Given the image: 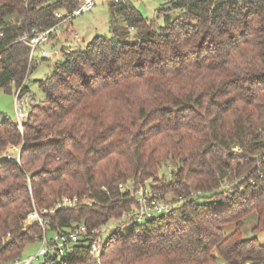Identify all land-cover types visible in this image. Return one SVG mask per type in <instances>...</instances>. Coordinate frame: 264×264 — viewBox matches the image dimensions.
I'll return each mask as SVG.
<instances>
[{
	"label": "trees",
	"instance_id": "trees-1",
	"mask_svg": "<svg viewBox=\"0 0 264 264\" xmlns=\"http://www.w3.org/2000/svg\"><path fill=\"white\" fill-rule=\"evenodd\" d=\"M77 4L0 0V88L29 92L35 60L18 37ZM108 11L109 35L60 47L64 58L38 80L44 99L21 129L0 119V236L10 233L0 261L22 255L39 233L21 226L32 203L76 194V205L50 215L53 227L130 226L104 236L99 261L82 239L68 258L43 264L264 263V244L240 230L251 212L252 230L264 228V0H166L161 25L132 2L111 0ZM138 184L171 193V209L120 220Z\"/></svg>",
	"mask_w": 264,
	"mask_h": 264
},
{
	"label": "built area",
	"instance_id": "built-area-1",
	"mask_svg": "<svg viewBox=\"0 0 264 264\" xmlns=\"http://www.w3.org/2000/svg\"><path fill=\"white\" fill-rule=\"evenodd\" d=\"M76 1L78 2L77 6L71 11L59 10L55 12V15L59 18V21L56 24L45 30L30 34L24 33L22 36L18 37L19 41H22L29 46L30 58L35 54L39 57H43L57 53L61 46L51 45L53 39L52 33H57L59 27L70 23L74 17L90 11L95 3V0ZM112 1L121 4L131 3V0ZM70 24L68 27H70ZM70 31L72 39L76 42H80V35L71 29ZM60 32L61 31H59V33ZM46 45H51V50H47ZM1 50L2 49L0 48V58ZM21 90V86L14 88L13 100L16 116L15 122L20 129L31 110L32 104L35 102L31 93H24ZM19 150V148H15L16 157H18ZM119 187L122 188V184H119ZM133 194L135 203L129 209L122 211L120 220L140 222L144 218L152 216L153 214L168 212L174 204L172 201L165 199L159 191L152 190L147 184L136 185ZM78 200L79 198L76 194H64L57 198L51 205L36 206L35 203H32L31 210H29L26 216L22 219L21 226L25 227L34 225L39 228V233L32 241L39 243L36 251L26 257L20 255L13 259L0 261V264H43L50 259H55L56 261L66 259L73 252L77 243L82 242V239H88V254L99 261L102 252V241L104 238L101 234L102 226L87 228L83 222H73L71 225L64 227L63 230H60L50 224V215L55 214L59 210L73 207ZM9 236L10 233L7 232L5 237L0 236V239H6Z\"/></svg>",
	"mask_w": 264,
	"mask_h": 264
},
{
	"label": "rangeland",
	"instance_id": "rangeland-1",
	"mask_svg": "<svg viewBox=\"0 0 264 264\" xmlns=\"http://www.w3.org/2000/svg\"><path fill=\"white\" fill-rule=\"evenodd\" d=\"M166 0H131L133 6L143 15L144 18L151 21L153 20L156 24L161 25L163 24V17L162 15L157 14V10ZM111 3V0H95L93 8L88 11L84 12L81 15L74 17L71 20V25H73V31L81 35L80 42H71L69 46H65L67 49H76L82 48L84 45L90 40L95 34H103L109 35V11L108 5ZM62 25L58 28V32H53L52 37L54 41L57 40L59 35V31H65L68 28V25ZM70 25V26H71ZM130 34L134 33L133 28H129ZM71 39H67L68 43L72 40V35L70 36ZM61 41H63L64 37H61ZM60 43V42H59ZM62 46V45H60ZM47 50H51V45H46ZM64 55L63 52H59L55 55L48 56L45 58H40L37 54L34 55V65L31 71L28 73L27 78L25 80V86L27 90L32 94L36 101H40L44 99V92L42 91L41 87L39 86L38 80L44 79L46 76L50 75L54 64L57 61L63 60ZM10 89L4 90L0 88V119L2 117H7L10 120H16L13 100H14V84H9ZM10 149V148H9ZM13 153V152H12ZM10 153V154H12ZM14 155V153H13ZM16 155V154H15ZM170 168H166V172L164 174L165 179H168L170 176L169 174ZM162 179V178H161ZM160 178L157 179L158 181L161 180ZM151 180H146V182H150ZM131 185L130 183H128ZM164 198L172 201V194L167 192L164 194ZM210 197H201L199 201H206L211 200ZM256 223V215L254 212L249 213L243 220L242 224L240 225V230L242 237L247 238L250 236H256L257 239L261 244H264V228L253 231L252 227ZM129 224L121 221H113L109 220L102 226V236L104 237L106 234L112 232L113 230L117 229L121 231V233L125 232L127 228H129ZM236 227L235 223H228L223 226V230L226 233H230ZM39 243L37 242H29L25 245L22 251V256L26 257L29 254H32L36 251ZM216 264H227L222 260H218ZM264 264V263H261Z\"/></svg>",
	"mask_w": 264,
	"mask_h": 264
},
{
	"label": "crops",
	"instance_id": "crops-1",
	"mask_svg": "<svg viewBox=\"0 0 264 264\" xmlns=\"http://www.w3.org/2000/svg\"><path fill=\"white\" fill-rule=\"evenodd\" d=\"M71 25V24H70ZM71 28L73 29V25H71ZM71 29V30H72ZM68 32V31H67ZM64 33V31H61L60 33H59V35H58V37H57V40L56 41H54V39H52V41H51V45H54V46H56V45H65V46H69L70 44H71V42H75L76 43V41H74L73 39L70 41V43H68V40L67 39H71V35L69 34V36L67 37V36H64V35H62ZM61 37L63 38L64 37V39H63V41H61L62 39H61ZM80 37H81V35H80ZM60 42V43H59Z\"/></svg>",
	"mask_w": 264,
	"mask_h": 264
},
{
	"label": "water",
	"instance_id": "water-1",
	"mask_svg": "<svg viewBox=\"0 0 264 264\" xmlns=\"http://www.w3.org/2000/svg\"><path fill=\"white\" fill-rule=\"evenodd\" d=\"M13 152V149H7L6 151H5V154L7 155V154H10V153H12Z\"/></svg>",
	"mask_w": 264,
	"mask_h": 264
}]
</instances>
